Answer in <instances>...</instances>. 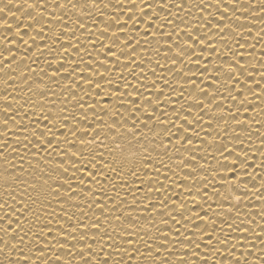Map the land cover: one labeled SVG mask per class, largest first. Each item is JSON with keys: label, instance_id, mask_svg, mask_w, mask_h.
Wrapping results in <instances>:
<instances>
[{"label": "snow or ice", "instance_id": "snow-or-ice-1", "mask_svg": "<svg viewBox=\"0 0 264 264\" xmlns=\"http://www.w3.org/2000/svg\"><path fill=\"white\" fill-rule=\"evenodd\" d=\"M0 256L264 264V0H6Z\"/></svg>", "mask_w": 264, "mask_h": 264}, {"label": "bare ground", "instance_id": "bare-ground-1", "mask_svg": "<svg viewBox=\"0 0 264 264\" xmlns=\"http://www.w3.org/2000/svg\"><path fill=\"white\" fill-rule=\"evenodd\" d=\"M6 3V0H0V6H3ZM16 15H20V13H16ZM259 157H257L258 161Z\"/></svg>", "mask_w": 264, "mask_h": 264}, {"label": "clouds", "instance_id": "clouds-1", "mask_svg": "<svg viewBox=\"0 0 264 264\" xmlns=\"http://www.w3.org/2000/svg\"><path fill=\"white\" fill-rule=\"evenodd\" d=\"M0 261H5V257L4 256H0ZM6 264V261H5Z\"/></svg>", "mask_w": 264, "mask_h": 264}]
</instances>
